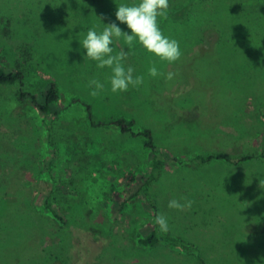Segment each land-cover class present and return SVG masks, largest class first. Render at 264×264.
<instances>
[{
  "label": "rangeland",
  "instance_id": "rangeland-1",
  "mask_svg": "<svg viewBox=\"0 0 264 264\" xmlns=\"http://www.w3.org/2000/svg\"><path fill=\"white\" fill-rule=\"evenodd\" d=\"M122 2L134 0H0V69H18L38 38L43 64L27 65L22 89L52 81L59 95L43 118L17 103V86L0 88V264H264V0H169L160 27L179 41L180 59L158 61L134 42L126 64L144 83L112 93L110 70L83 58L78 40L114 22ZM153 63L176 76L150 77ZM94 78L105 83L96 95ZM84 104L95 123L124 117L135 132L151 130L162 160L148 186L156 211L140 191L152 151L140 137L91 127ZM209 155L229 161L197 159ZM183 198L190 208L168 207ZM155 229L201 258L138 244Z\"/></svg>",
  "mask_w": 264,
  "mask_h": 264
},
{
  "label": "clouds",
  "instance_id": "clouds-1",
  "mask_svg": "<svg viewBox=\"0 0 264 264\" xmlns=\"http://www.w3.org/2000/svg\"><path fill=\"white\" fill-rule=\"evenodd\" d=\"M169 10V0H134L132 3L122 2L117 5L115 21L105 24L102 30L89 28L79 41L82 56L95 63L97 69H109L107 83L112 93L126 92L130 87H139L144 83V76L136 74L132 66L126 64L132 52L133 43H138L146 52L158 58V61L168 64L175 63L182 55L180 43L175 38L165 35L160 27V21L166 19ZM121 25L125 27L122 28ZM123 39L127 48L115 49V42ZM148 75L152 78H163L172 81L174 72H164L156 63L148 68ZM89 87L96 95L105 89V83L98 79H91ZM192 201L183 198L172 199L168 202L171 209L183 210L190 208ZM153 223L167 233L168 219L163 214L155 216Z\"/></svg>",
  "mask_w": 264,
  "mask_h": 264
},
{
  "label": "trees",
  "instance_id": "trees-1",
  "mask_svg": "<svg viewBox=\"0 0 264 264\" xmlns=\"http://www.w3.org/2000/svg\"><path fill=\"white\" fill-rule=\"evenodd\" d=\"M91 9V7H88V9ZM89 9V10H90ZM33 44L29 48H27L24 52V54L21 56V65H19L18 69L15 71H5L3 69H0V88L8 87V86H17V92H16V101L17 103H30V105L37 109L43 118H46L53 114L52 106L58 102L59 95H58V86L55 82L47 81L41 91L38 93H30L25 92L22 88L24 86V76H25V68L27 65H35V67H39L43 64V60L39 59L37 56V50H36V44L38 41V38L31 37ZM23 60V61H22ZM19 62V61H18ZM19 62V63H20ZM88 74L90 75L91 72L88 71ZM112 97H108V101L111 100ZM6 104H9V108H7L6 114H8L14 106H12V103L10 101H7ZM85 110H86V119L91 127L94 128H100V127H112L117 129L121 134H127L131 136L132 138L140 137L144 140V146L145 148L149 149L153 153V157L151 160V168L148 175V178L144 182V184L141 187V192L143 191L145 195L148 197L150 204L152 205L153 209L156 211V207L154 206L153 202L151 201L149 194H148V186L151 182L158 179L160 176L161 171V164L162 160L158 156V153L156 151V146L154 143L153 135L151 130L144 129L138 132H135L132 130V127L135 124V121L133 119H126L124 117H118L113 118L110 120H105L99 123H95L93 120V114H92V108L90 104H84ZM1 117V116H0ZM262 117L264 119V109L262 111ZM250 157H241L238 161V163L245 162ZM197 159L202 163H207L212 160H224L229 161L227 158L224 157H218L216 155H209L206 158L198 156ZM139 191V193H140ZM47 209L52 213V215L59 219L60 221L62 218L49 206H46ZM168 244L173 247H178L183 250H195L197 257L201 258V253L198 251L195 247L189 245L182 239H177L172 237L169 234H164L157 229L151 231L149 234L144 236L143 238L138 239V244L146 247V248H152L158 244Z\"/></svg>",
  "mask_w": 264,
  "mask_h": 264
}]
</instances>
